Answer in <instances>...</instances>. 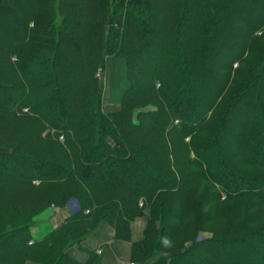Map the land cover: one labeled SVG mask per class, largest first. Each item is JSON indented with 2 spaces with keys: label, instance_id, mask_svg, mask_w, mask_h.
I'll return each instance as SVG.
<instances>
[{
  "label": "trees",
  "instance_id": "1",
  "mask_svg": "<svg viewBox=\"0 0 264 264\" xmlns=\"http://www.w3.org/2000/svg\"><path fill=\"white\" fill-rule=\"evenodd\" d=\"M52 185L80 209L35 238L8 194ZM263 205L264 0H0V264H97L68 248L144 215L133 264H264Z\"/></svg>",
  "mask_w": 264,
  "mask_h": 264
},
{
  "label": "crops",
  "instance_id": "2",
  "mask_svg": "<svg viewBox=\"0 0 264 264\" xmlns=\"http://www.w3.org/2000/svg\"><path fill=\"white\" fill-rule=\"evenodd\" d=\"M116 64L118 65L115 66V69L121 67V61L119 63L116 62ZM118 78L112 81V87H118L120 85ZM79 209L80 204L75 199L70 200L64 207L51 208L39 217V221L33 227L35 238H42ZM146 223V215L139 217L131 223L130 229L126 231L127 237H118L116 236L114 225L107 220H103L96 230L84 239L81 246L77 244L73 245L67 251L71 256L80 261H87L91 254H98L99 263L96 261L97 264H133L132 251L134 242L143 238ZM24 264L44 263L28 260Z\"/></svg>",
  "mask_w": 264,
  "mask_h": 264
},
{
  "label": "rangeland",
  "instance_id": "3",
  "mask_svg": "<svg viewBox=\"0 0 264 264\" xmlns=\"http://www.w3.org/2000/svg\"><path fill=\"white\" fill-rule=\"evenodd\" d=\"M119 61H121V59L118 56H112L109 59L108 68L106 69V72L104 73V77H103V75H99L101 68H99L97 73H96L97 77L103 81L102 105H103L104 110H106V111L115 110V109L119 108V106H120V104L118 103V100H119L118 95H119L120 91L117 88H114L111 86V83H112V81H114V79L119 77L118 80H120L122 64H121V67H118L117 69H115V66L118 65V64H116V62L119 63ZM117 70L119 71V73ZM115 90H116V92H115ZM47 131H49V130H46L45 132H47ZM58 137H59L61 142L65 141L64 135H60ZM41 187L42 186H38L37 188H33V189L32 188H29V189L26 188L24 190L19 189L16 191L18 194H16L15 196H12L10 194H8V196L11 197V199L13 201H16L17 205H22L25 202H33V201L39 199V200H37L38 201L37 205L41 204L42 206L46 207L45 211L39 215V216H41L44 213H46L48 210H50L51 208H54V204H51V202H58L61 198V196L58 195V192H59L58 190H60V189L59 188L55 189V188H57L56 186H54L55 188L53 187V185H52V187L48 186V187H46V190H43V191H41L42 190ZM53 189H55V190L52 191ZM12 193H14V191ZM251 201H253L251 198H249V201H248V199L245 200L246 205L248 203H250ZM227 202L228 201H220V202H217V203L214 202V203H216V205L222 206V208H224L228 204ZM244 206L242 209L243 211L241 213L243 215L245 212ZM209 207L207 206L206 209H208ZM25 210L27 212L28 208ZM85 211L87 212L88 209ZM243 215H242V217H244ZM259 218L260 219L257 222V224L264 222L263 221V219H264V205L261 206V213H260ZM219 222L222 223L223 220H220ZM210 225H211L210 223L207 224V226H210Z\"/></svg>",
  "mask_w": 264,
  "mask_h": 264
},
{
  "label": "built area",
  "instance_id": "4",
  "mask_svg": "<svg viewBox=\"0 0 264 264\" xmlns=\"http://www.w3.org/2000/svg\"><path fill=\"white\" fill-rule=\"evenodd\" d=\"M99 75H103V74L101 73V71H100Z\"/></svg>",
  "mask_w": 264,
  "mask_h": 264
},
{
  "label": "water",
  "instance_id": "5",
  "mask_svg": "<svg viewBox=\"0 0 264 264\" xmlns=\"http://www.w3.org/2000/svg\"><path fill=\"white\" fill-rule=\"evenodd\" d=\"M111 140V139H110Z\"/></svg>",
  "mask_w": 264,
  "mask_h": 264
}]
</instances>
